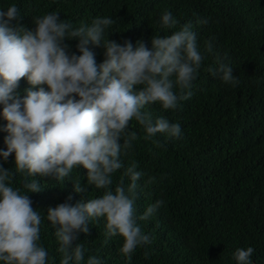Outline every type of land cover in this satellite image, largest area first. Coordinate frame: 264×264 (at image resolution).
Segmentation results:
<instances>
[{"label":"trees","instance_id":"16d2710c","mask_svg":"<svg viewBox=\"0 0 264 264\" xmlns=\"http://www.w3.org/2000/svg\"><path fill=\"white\" fill-rule=\"evenodd\" d=\"M15 4L20 19L10 26L35 27L33 20L49 12L73 27L90 25L96 17H110L115 23L105 30V38L123 43L146 42L151 49L152 36H167L191 22L203 52L210 38L214 50L233 67L237 85L225 84L206 68L214 63L207 55L192 82V96L180 102L177 110H164L159 103L148 106L153 117H165L181 126L179 138L157 134L146 139L143 127L135 120L128 130L137 133L132 148L121 159L125 168L135 161L143 173L137 181L138 215L157 200L164 204L147 221H139L152 243L138 247L132 260L119 249L120 236L105 243V220L90 221L88 234L80 233L76 243L84 245L83 264L96 256L103 264H236L232 253L236 248L253 247L251 264H264V0H0V11ZM168 10L180 21L176 29L161 27L162 13ZM207 20L206 24L197 23ZM70 53L80 55L78 39L65 40ZM97 64L104 61V47L88 45ZM27 78H21L15 94L26 96V89L38 90ZM142 86H135L138 91ZM79 99V97H76ZM0 104V151H6ZM159 141V145L155 142ZM3 168L15 172V153ZM124 169L113 174V190L123 177ZM36 179L41 191L29 192L32 207L45 219L41 225L40 243L48 250L49 264H59L61 254L55 228L46 220L49 208L61 203L87 202L103 194L102 189L88 186L87 193H76L74 182L87 184V170L74 168L63 181L53 177H26L16 173L13 186L22 187L25 179ZM149 178H153L149 183ZM72 196L68 201L67 197ZM145 251L149 256L145 258Z\"/></svg>","mask_w":264,"mask_h":264},{"label":"clouds","instance_id":"9594fccd","mask_svg":"<svg viewBox=\"0 0 264 264\" xmlns=\"http://www.w3.org/2000/svg\"><path fill=\"white\" fill-rule=\"evenodd\" d=\"M20 17L15 4L0 11V104L8 133L7 150L0 151V157L6 160L15 153L16 165L15 172L0 165V264H49L48 250L40 243L45 216L32 207L27 195L41 191V185L33 178L15 187L16 173L63 181L77 166L87 170V184L75 181L74 191L87 193L88 186H94L103 194L86 203L65 202L48 209L46 220L56 229L59 264H83L86 249L73 242L80 233L88 234L90 221L99 218L106 222L105 243L120 236L119 252L131 261L138 247L152 243L139 221L154 216L164 201L157 200L138 215L137 181L143 173L136 170L135 161L125 168L121 159L137 139V133L128 130L129 122H138L146 139L157 134L179 138L180 124L163 116L154 118L145 109L159 103L164 110H177L181 101L192 96V82L207 55L215 58L206 68L211 76L230 85H237L239 79L224 62L226 54L221 57L214 50L211 38L201 51L191 22L170 35L152 36L149 49L143 40L133 45L130 40L121 44L105 38V30L115 23L110 17H96L90 25L74 28L58 12H49L34 18L31 30L10 26ZM160 23L169 30L180 25L168 10ZM66 39L79 40L80 55L70 53ZM90 44L104 47L102 63L97 64ZM25 77L33 87L47 85L48 90L29 88L19 98L15 90ZM135 86L142 88L137 91ZM121 169L130 183L125 186L122 177L113 190V174ZM253 253V247L236 248L232 258L236 264H251ZM144 255L147 258L149 252ZM86 264L103 262L89 256Z\"/></svg>","mask_w":264,"mask_h":264}]
</instances>
